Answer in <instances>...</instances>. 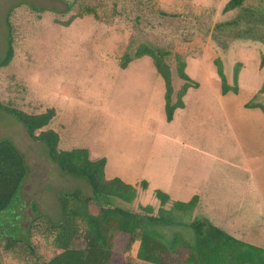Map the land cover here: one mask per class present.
Wrapping results in <instances>:
<instances>
[{
	"label": "rangeland",
	"instance_id": "rangeland-1",
	"mask_svg": "<svg viewBox=\"0 0 264 264\" xmlns=\"http://www.w3.org/2000/svg\"><path fill=\"white\" fill-rule=\"evenodd\" d=\"M227 2L0 0V64L5 59L11 35L14 50L11 62L0 67V100L29 113L54 107L56 115L46 128L59 132L60 146L95 148L102 138L116 137L121 131L119 125H131L128 121L133 116L131 104L144 100L148 83L160 77L150 55L135 58L127 68H121L126 52L134 53L148 43L161 51L170 49L172 55L163 61L169 64L174 86L180 83L179 71L184 61L188 60L187 72L201 79V55L206 53L210 61L215 56L217 71L221 67L228 83H237L239 89L235 91L228 85L230 88L223 94L227 118L221 114L218 118L211 116L206 106L198 118L205 136L212 134L213 145L205 149V155L213 161L214 174L226 171L229 175L227 191L232 209L215 213L202 209L189 213L175 211L184 224L161 226L162 235L169 239L174 232H180L187 242L193 243L195 233L189 223L195 213L200 218L214 217L217 222L246 216L241 226L245 232L242 236L258 243L257 239L264 237V112L260 107H247L246 103H264V92H259L264 84V43L246 38L231 40L220 31L214 38L215 23L232 19L239 12H225ZM262 2L246 0L245 5ZM156 9L180 16L175 19L161 16L153 12ZM196 18L204 25L196 24ZM208 27L211 31L206 34ZM187 122L190 123L188 119ZM0 138L16 143L28 167L13 205L0 213V237L23 238L31 233L35 237L47 220H60V191L81 189L87 196L100 197L86 179L64 173L50 159L47 144L32 137L14 114L1 108ZM238 140L249 165L243 162L237 149ZM224 157L246 168L224 164L221 161ZM138 188L140 193L137 191L132 202L119 198L107 202L141 213L145 211L140 205H149L157 214L161 204L152 205L151 202L159 200L155 193L148 192L143 184ZM250 192L251 200L245 203L249 211L240 215V199ZM166 207L172 204L168 202ZM137 252L138 245L124 252L122 264L132 263ZM187 255L183 247L177 264H183ZM0 264L34 262L25 247L7 251L0 246Z\"/></svg>",
	"mask_w": 264,
	"mask_h": 264
},
{
	"label": "trees",
	"instance_id": "trees-1",
	"mask_svg": "<svg viewBox=\"0 0 264 264\" xmlns=\"http://www.w3.org/2000/svg\"><path fill=\"white\" fill-rule=\"evenodd\" d=\"M245 2L246 0H228L224 11L239 12L232 19L215 23L214 38L222 33L231 40L246 38L264 43V2L249 6ZM153 12L173 19L180 16L179 13L161 9ZM198 23L204 25L196 18V24ZM209 30L211 31L210 27L205 33L208 34ZM144 55L153 58L165 81V109L167 120L170 121L176 108L184 106L183 97L189 86L197 83L186 72V60L179 71L183 84L177 89L169 64L163 61L172 55V51H161L151 43L142 49H136L134 53L126 52L122 56L120 67L126 68L132 60ZM13 56L11 35L5 59L0 67L8 65ZM218 73L223 92L230 88L228 85L238 91V84L230 85L221 67H218ZM238 77L239 70L235 73L236 81ZM259 92H264V84ZM246 106L260 107L264 112V103L251 101ZM0 108L14 114L32 137L47 144L50 159L64 173L86 179L93 192L100 196H87L81 189L60 191L58 201L61 219L55 222L47 220L35 237L32 233L23 238L0 237V246L7 251L25 247L34 264H122L124 252L127 253L138 245L137 255L133 256L130 264H177L179 252L186 247L188 255L183 264H264L263 247L238 239L207 219H198L195 216L189 223L195 233L193 243L187 242L180 232H174L169 239V236L162 235L161 226L184 224L175 215V211L195 212L197 196L190 201H172L168 193L156 189L155 196L161 203L157 214L149 205H140L145 211L141 213L107 202L111 198L132 202L137 197L136 186L119 177L108 178L105 171L107 159H92L88 148H62L59 132L46 128L56 115L54 107L41 113H29L8 106L0 100ZM27 174L28 167L23 152L13 140L0 138V213L13 205ZM141 184L144 188L148 186L147 181H142ZM168 202L172 207H166Z\"/></svg>",
	"mask_w": 264,
	"mask_h": 264
},
{
	"label": "crops",
	"instance_id": "crops-1",
	"mask_svg": "<svg viewBox=\"0 0 264 264\" xmlns=\"http://www.w3.org/2000/svg\"><path fill=\"white\" fill-rule=\"evenodd\" d=\"M205 54L201 55L203 69L201 79L187 72V60L186 72L197 84L189 86L183 97L184 106L176 108L172 120H167L166 87L160 75L148 83L144 100L131 104L133 116L128 120L131 125L126 123L119 125L118 129L121 131L116 137H104L98 147L88 149L92 159L102 157L107 159L105 171L108 178L119 177L136 186L139 193L138 186L142 181H147L148 192L154 194L156 189H160L168 193L172 201H190L197 196L198 205L195 212L202 209L215 213L219 210L232 209L227 191L229 175L226 171H219L226 178L214 174L213 161L205 155L207 151L205 149L213 145L212 134L205 136L203 125H199L198 113L202 114L204 106L211 116L216 118L220 114L227 118L228 113L222 101L224 92L215 64L216 57L210 61L206 59ZM182 84L183 81L180 79V83L177 85L175 83V87L178 89ZM236 145L243 162L249 165L239 140ZM236 145L232 146L233 149ZM221 161H224V164H235L237 168H246L227 157L221 158ZM215 194L218 196L214 197ZM250 200L251 192L240 199V215H245L249 211L245 203ZM151 203L154 207L161 204L159 200ZM195 216L202 219L196 213ZM245 217L239 216L238 220L234 219L235 221L226 219L217 222L214 217L207 220L238 239L264 248V237H259L258 243H255L242 236L245 232L241 226L245 224Z\"/></svg>",
	"mask_w": 264,
	"mask_h": 264
}]
</instances>
